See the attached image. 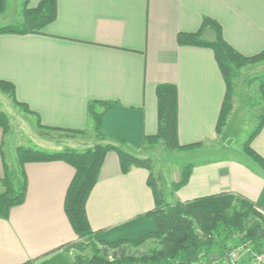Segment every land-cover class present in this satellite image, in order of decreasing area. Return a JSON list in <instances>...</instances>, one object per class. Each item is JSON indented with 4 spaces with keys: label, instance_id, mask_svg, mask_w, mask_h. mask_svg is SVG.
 Masks as SVG:
<instances>
[{
    "label": "crops",
    "instance_id": "1",
    "mask_svg": "<svg viewBox=\"0 0 264 264\" xmlns=\"http://www.w3.org/2000/svg\"><path fill=\"white\" fill-rule=\"evenodd\" d=\"M39 1L28 0V7ZM204 17L215 20L224 40L242 55L264 49V0H56L55 19L39 33L0 34V80L12 83L15 100L32 112L23 111L24 120L33 119L37 129L38 118L49 132L87 133L88 102L112 103L102 114L101 133L122 140L135 156L143 151V137L157 131V85L172 84L178 143H201L191 151H207L219 137L224 81L211 49L176 41L178 33L198 30L203 40H213L212 29L201 28ZM10 134L0 127V194L5 169L14 189L21 182L11 138L14 158L9 164L5 157ZM62 137L69 143L61 146L76 150L101 143L95 136H57ZM249 145L264 158V123ZM23 171V201L0 217V264H39L76 240L63 210L73 168L51 160L25 163ZM147 178L143 168L122 173L117 154L106 153L85 206L90 228L102 230L96 239L132 240L154 229L143 217L154 207ZM220 192L249 199L264 215V173L232 157L193 164L185 184L171 193L174 203Z\"/></svg>",
    "mask_w": 264,
    "mask_h": 264
},
{
    "label": "trees",
    "instance_id": "2",
    "mask_svg": "<svg viewBox=\"0 0 264 264\" xmlns=\"http://www.w3.org/2000/svg\"><path fill=\"white\" fill-rule=\"evenodd\" d=\"M5 2L6 0H0V12L5 8ZM21 5V23L0 27V34L39 33L56 17V0H40L33 8L28 7V0H22ZM204 26L212 29L213 40H203L198 30L194 33L180 32L176 35V41L182 46L205 47L213 52L225 86L215 128L216 133L221 134L232 111L233 81L237 76V71L246 65L264 61V49L251 56L242 55L224 40L220 25L215 20L204 17L201 28ZM0 93L7 95L14 105L20 107V110L32 114L25 104L15 100L12 83L0 80ZM260 93L263 112L259 116L257 128L244 142L242 151L264 173V158L249 145L251 138L264 123V78L260 83ZM156 98L157 131L154 135L143 137V146L160 143L168 150L177 151H189L199 147L201 143L180 145L177 141L175 86L167 83L158 84ZM111 104L100 101H90L87 104L91 130L101 143L84 150L65 148L58 152L16 147V162L21 182L14 189L11 174L5 169V190L0 194V217L6 218L10 209L23 201L26 187L23 171L25 163L60 160L73 168V176L64 195V213L76 239L92 242L91 255H77L73 264H243L241 262L249 264L252 260V253L264 255V215L254 202L239 194L220 192L185 202L168 203L159 189L158 178L153 176L152 160L129 153L122 140L108 139L101 133L102 114ZM98 107L102 108L100 112L97 110ZM0 127L4 133L7 132L6 118L1 112ZM36 127L41 131L42 136L51 138L50 130L42 126L38 118H36ZM84 133V130H63L59 136L83 135ZM109 151L117 154L122 173L128 172L133 167L147 170V184L154 197V207L143 217L152 221L154 229L132 240L100 241L102 246L98 248L92 238L102 233V230L93 231L90 228L85 206L97 182L104 157ZM191 167L192 164L183 167L179 180L171 185L173 192L185 184ZM148 239L156 240L158 247L139 256H133L128 252L129 247L143 244ZM74 245L81 249V243L76 242ZM236 248L242 250L248 248L249 251L239 252V258L231 260L229 251ZM59 261L62 264H68Z\"/></svg>",
    "mask_w": 264,
    "mask_h": 264
},
{
    "label": "rangeland",
    "instance_id": "3",
    "mask_svg": "<svg viewBox=\"0 0 264 264\" xmlns=\"http://www.w3.org/2000/svg\"><path fill=\"white\" fill-rule=\"evenodd\" d=\"M21 2L22 0H6L5 8L0 12V27L21 23ZM263 78L264 61L246 65L237 71V76L233 81L232 111L221 134H219L218 141L207 151L168 150L160 143L146 145L143 148V151L137 157L150 158L152 160L153 176L158 178L157 184L168 203H173L174 201L173 193H171V183L174 180H179L182 169L187 164L193 165L203 160L232 157L256 166L244 154L242 147L257 128L260 120L259 116L263 112V102L260 93V83ZM7 98V95L0 93V112L5 116L8 130L11 132V137L7 136L4 144L5 157L9 164V160L12 157L14 158L9 138L13 141L14 146L16 145L15 147H30L49 152L62 151L70 147L61 146V144L67 145L69 141L65 140L67 137L58 139V132H50L55 137L52 139L42 136L41 131L34 127V120L29 117L24 120L23 116L25 113L18 109L17 106L15 108ZM83 135L87 136L83 137L85 140L95 136L92 130L85 132ZM98 235L93 236L92 241L96 247L100 248L102 246L99 243L101 240L96 239ZM76 242L81 243V249L74 245ZM91 244L92 242L76 239L51 255L42 258L39 264H62L59 260L73 264L77 255H91ZM154 247H158L156 240L148 239L143 244L129 247L128 252L133 256H139L149 253ZM241 263L247 264L245 262ZM249 264H252V260Z\"/></svg>",
    "mask_w": 264,
    "mask_h": 264
},
{
    "label": "built area",
    "instance_id": "4",
    "mask_svg": "<svg viewBox=\"0 0 264 264\" xmlns=\"http://www.w3.org/2000/svg\"><path fill=\"white\" fill-rule=\"evenodd\" d=\"M249 251L248 248L242 250L241 248H236L234 250L229 251V258L231 260H237L239 258V252L247 253ZM252 264H264V255L261 253H252Z\"/></svg>",
    "mask_w": 264,
    "mask_h": 264
}]
</instances>
